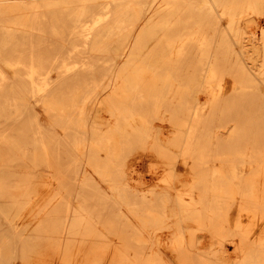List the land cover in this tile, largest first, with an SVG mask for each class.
Returning <instances> with one entry per match:
<instances>
[{"label":"bare ground","instance_id":"obj_1","mask_svg":"<svg viewBox=\"0 0 264 264\" xmlns=\"http://www.w3.org/2000/svg\"><path fill=\"white\" fill-rule=\"evenodd\" d=\"M263 23L264 0H0V170L26 112L48 168L0 185L14 229L47 199L21 264H264Z\"/></svg>","mask_w":264,"mask_h":264},{"label":"rangeland","instance_id":"obj_2","mask_svg":"<svg viewBox=\"0 0 264 264\" xmlns=\"http://www.w3.org/2000/svg\"><path fill=\"white\" fill-rule=\"evenodd\" d=\"M144 18L147 19L149 18L153 12L152 11H147L144 12ZM264 25V23H263ZM70 38L74 39V37L69 36ZM71 47V46H70ZM151 48V46H150ZM13 53V47L11 48V51L5 53L6 55H12ZM118 61H120V59H118ZM0 66L3 67V63H0ZM102 76V75H101ZM37 112L39 113L42 122H44V125L46 127H48V120L47 118L45 119V117L43 116V112L40 111L39 109H37ZM31 115H29L27 112L25 113L23 122L19 125H16L14 127H12V129H8L10 130V136L13 137H18L19 141H18V146L14 148V150L12 151L13 154H18L19 151H22L23 153H25L28 157H27V161H21L23 163H20L17 165L16 167V171L18 174H13L14 171H12L11 169H4V170H0V185L1 186H6L7 189L6 190V197L3 199V202L5 203H9L6 200H13V197H17V199H20L21 196H19L20 191L17 190L15 188V185H17L18 182H25L24 179L26 178V173L27 172H33V175L31 176V178L33 179L35 177L34 180H36L37 182L40 183H44L45 184V180L46 177L48 176V168L47 165L44 163V161L42 159H40L38 157V159H36V161H30L31 159V153H32V138H33V130L35 129V123L32 122L33 120L31 119ZM164 124L163 127H168L169 128V124L167 123H161V126ZM230 126H227L225 128V132L230 131ZM165 132H167V130H164ZM44 134V141L46 144V139L47 136L49 135L47 132H43ZM20 149V150H19ZM19 155V154H18ZM148 156L147 159H154V158H158L160 159L157 155H152ZM148 161V160H147ZM35 164V165H34ZM18 166H21V168H19ZM34 168H37V170H33ZM35 172V173H34ZM140 173H142V177H143V181L146 184H154V176L151 174L150 172V168L149 165H144L141 170ZM138 177H136L135 179H137ZM138 180H141L138 178ZM142 181V182H143ZM7 192H9L7 195ZM32 203V202H31ZM72 204L75 206V202L72 201ZM46 205H47V199L43 198H39L37 203L34 201L32 205L28 204L24 206V208H22L21 213L25 212L24 214H26V218L25 221L22 222V224L20 223V228L18 229H14L12 227H10L8 220L6 219L5 215H7L8 217L11 215H8L4 212H2L1 210H3L2 208H0V244H5L7 243L9 248L11 249L12 253L8 256L9 257V262L12 264L15 258V264H21V257H22V251L23 249H27V256H28V247H25L23 245L22 239L20 237H18L16 235V231H22V230H26V232L30 235H32L33 231L35 230V226L37 224H39V220H41L42 218H45L46 214ZM5 211V210H4ZM14 213L17 214V212L15 213V211L12 212V214ZM13 215V216H14ZM95 215H97V213H95ZM94 215V216H95ZM23 226V227H22ZM112 236V235H110ZM113 237V236H112ZM43 248H45V252H31L30 254V261L31 264H47L50 263L52 260V257H54V252L49 251L48 249L46 250V247L44 246ZM42 248V249H43ZM30 249V248H29ZM14 252V253H13ZM120 257L116 256L113 258H110L108 260H104V264H128L125 263L124 260H120ZM5 262V261H4ZM79 264H86V263H79Z\"/></svg>","mask_w":264,"mask_h":264}]
</instances>
